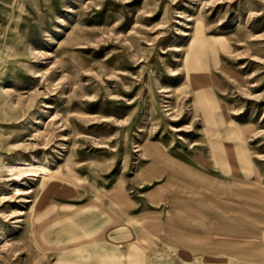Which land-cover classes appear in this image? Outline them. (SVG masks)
<instances>
[{
  "label": "rangeland",
  "instance_id": "1",
  "mask_svg": "<svg viewBox=\"0 0 264 264\" xmlns=\"http://www.w3.org/2000/svg\"><path fill=\"white\" fill-rule=\"evenodd\" d=\"M103 229L108 264H264V0H0V264H103Z\"/></svg>",
  "mask_w": 264,
  "mask_h": 264
},
{
  "label": "crops",
  "instance_id": "2",
  "mask_svg": "<svg viewBox=\"0 0 264 264\" xmlns=\"http://www.w3.org/2000/svg\"><path fill=\"white\" fill-rule=\"evenodd\" d=\"M207 142L209 143V140H207ZM227 148H229L228 145H225L222 149H220V147H218L219 155L222 156L223 162H224V166L221 167V170H222V173L224 175H228V176H232L233 178H236L238 171L241 168V163L244 162L245 160L243 158H241V159L238 158V160H237V157H235V156H237V154L239 152L235 147H231L232 148L231 150H227ZM212 152L215 153V150ZM170 159L174 160L173 157H170ZM176 163L179 164V166L177 168H181L183 171H177L176 172V171L171 170V173L164 172L161 174V176L162 175H165L166 177L168 176L167 180H170L171 178H174V177H178L179 178L178 181L184 182V183L186 182L187 179H190V178H196V179L202 180V181H204L206 187L208 188V192L211 190L210 189L211 186L219 183L218 180L215 178L214 173L211 171H208L207 173L199 172V171L195 170L188 163L184 164V163L177 162V161H176ZM227 167H228V169H227ZM193 207H194V202L192 200L182 199V198L177 199L176 211L178 213H180L183 209L190 210ZM176 224H177V226H176L177 228L180 229L182 227V221H176ZM126 240H127V238L125 235L124 237H122L120 239L121 244H119V247L122 248V246L126 243ZM221 243L223 244L224 241L222 242V240H221Z\"/></svg>",
  "mask_w": 264,
  "mask_h": 264
},
{
  "label": "bare ground",
  "instance_id": "3",
  "mask_svg": "<svg viewBox=\"0 0 264 264\" xmlns=\"http://www.w3.org/2000/svg\"><path fill=\"white\" fill-rule=\"evenodd\" d=\"M188 76H189V79L193 82V84H195V86L198 88L199 86L197 83L200 82V80L198 79V73H196V72L194 73L193 70H188ZM200 92H201V90H200ZM208 103L211 105L212 109H215L217 107L216 104L214 103V101H212V100L208 101ZM31 161H33V160H31ZM48 166H49L48 162L39 163L36 160H34L29 165L24 164V165H15L12 167L9 166L8 168H6V170L8 173V177H10L14 180L19 181V180H22L23 178H26V177H38L39 176L38 174H40L42 176L43 182H44V179L47 177ZM49 173H50V171H49ZM178 221H182L180 219V217L178 218ZM102 233H104V235H106V236H104L106 239L99 241V237L101 236V234H99V232H94L92 234L93 237H90L88 239L89 245H88L87 249H85V250H86V252H89L90 254L98 252L101 255L102 263L108 264L109 254H110L112 248L107 246L106 242L107 241L110 242L111 237H110V233L109 232L107 233V231H105V229L102 230ZM99 242H101V244H99Z\"/></svg>",
  "mask_w": 264,
  "mask_h": 264
}]
</instances>
